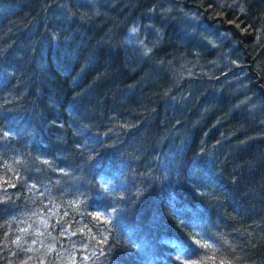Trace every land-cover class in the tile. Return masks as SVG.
<instances>
[{
  "label": "trees",
  "instance_id": "1",
  "mask_svg": "<svg viewBox=\"0 0 264 264\" xmlns=\"http://www.w3.org/2000/svg\"><path fill=\"white\" fill-rule=\"evenodd\" d=\"M0 264H264V0H0Z\"/></svg>",
  "mask_w": 264,
  "mask_h": 264
}]
</instances>
